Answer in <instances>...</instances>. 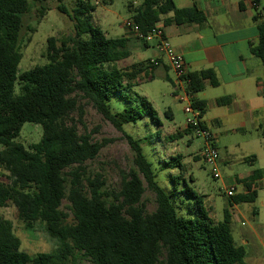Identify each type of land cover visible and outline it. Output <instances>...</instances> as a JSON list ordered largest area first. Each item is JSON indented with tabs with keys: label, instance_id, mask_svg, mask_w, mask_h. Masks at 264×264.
<instances>
[{
	"label": "trees",
	"instance_id": "1",
	"mask_svg": "<svg viewBox=\"0 0 264 264\" xmlns=\"http://www.w3.org/2000/svg\"><path fill=\"white\" fill-rule=\"evenodd\" d=\"M31 1L44 10L46 0ZM255 3L259 38L257 43H250V51L264 66V7L258 9L259 0ZM58 10L67 13L62 5ZM29 11V0H0V168L9 173V183L0 182V208L12 204L27 231L34 232L35 224L40 223L51 238L58 240V249L38 254L36 264H80L85 259L91 264H245V249L237 246L232 236L230 210H224L223 222L211 218L205 197L192 190L182 175V157L171 158L161 171L181 172L170 180L176 193L193 199L190 217L177 212L170 195L156 181L141 144L124 131L125 124H136L146 117L161 125L153 105L141 99L122 113L111 110L112 98L122 100L124 90L129 91L140 74L149 76L147 72L155 66L146 62L120 69L117 64L131 56L129 40L108 38L92 25L95 6L79 0L70 17L76 22L75 35L60 41L49 38L48 64L19 74L23 57L20 34L23 17ZM129 12L144 34L170 14L166 24L205 21L197 8L179 9L174 0H144L138 8L130 4ZM188 79V92L193 95L204 90L206 81L218 86L213 71L189 73ZM80 101L92 104L123 132L135 152V168L122 174L119 191L106 190L100 176L87 174L86 162L96 159L107 141L94 142L90 133L79 134L71 116L78 112L83 115ZM230 101L224 97L217 104ZM194 105L203 116L205 103L195 100ZM25 123L42 126L40 143L25 147L17 142ZM202 126L208 129L204 123ZM261 132L264 137V127ZM192 133L186 128L185 134ZM142 176L155 194L153 213L147 212L143 202L146 188ZM263 177L264 169H258L239 181L246 193L230 198V207L254 203L257 192L253 187ZM64 200L69 203L70 215L62 209ZM31 262L32 257L21 250L12 222L0 219V264Z\"/></svg>",
	"mask_w": 264,
	"mask_h": 264
},
{
	"label": "rangeland",
	"instance_id": "2",
	"mask_svg": "<svg viewBox=\"0 0 264 264\" xmlns=\"http://www.w3.org/2000/svg\"><path fill=\"white\" fill-rule=\"evenodd\" d=\"M79 0H46L42 7L35 5L29 0L30 11L23 17V28L20 34V49L23 54L18 67V73L22 74L37 66L48 64L47 48L48 39L57 38L59 41L75 35L76 22L73 17L74 9L78 6ZM95 6L92 12V25L100 24L103 31L109 32L110 38H122L124 36V24L131 20L129 5L133 4L138 8L142 0H87ZM264 7V0H262ZM65 7L67 13H62L58 7ZM42 11V14L40 13ZM153 48H144L135 53L128 60L117 64L120 69H129L134 62L148 59ZM172 76V73L169 72ZM138 82L130 87L129 91L124 90L125 97L119 100V96L112 98L111 110L119 114L129 106H135L141 99L148 100L157 111L162 125L152 122L150 117L138 121L136 124H125L124 131L139 141L143 153L152 163V170L156 181L170 195L173 203L176 204L177 212L185 217H190L189 203L193 199L185 193H176L172 177L180 175L179 170L161 171V167L171 158L181 156L183 163L182 175L188 186L201 196H206L205 206L210 216L219 222L224 220V210L231 209L232 199L226 196L228 188L235 185L234 179L247 174L249 171L264 169V137L262 132L256 129V125H207L208 130L215 138L218 150L219 179H214L211 168L204 162L201 151L204 147V139L194 133L185 134L186 116L184 113L185 104L179 102L175 96L174 88L161 79ZM18 94V87L16 89ZM181 94V92H179ZM83 115L72 114L77 123V130L80 135L90 133L94 142L107 141L106 146L101 150L96 159L85 164L87 174L91 177L100 176L105 182V189L108 191H119L121 189L122 174L128 173L135 168V152L124 133L118 131L106 121L87 101H80ZM172 112L173 118L167 114ZM82 117V123L79 119ZM71 126V122H67ZM264 126V125H262ZM43 138V128L40 125L25 123L17 142L25 147L40 143ZM254 159V161H252ZM9 173L0 168V182L9 183ZM146 193L143 196L148 213L156 210L155 194L151 192L144 179L141 177ZM184 186V183H182ZM180 186L183 189V186ZM243 188L237 186L235 195L243 193ZM69 203L64 200L62 209L70 215L67 209ZM237 214L233 215V224L255 229L260 241L264 239V183L258 190V198L254 204H239ZM253 211L258 215L254 216ZM0 219L9 220L13 224L16 236L21 240V250L28 253L33 262L38 254L52 253L58 249V240L51 238L45 227L37 223L34 232L25 229L24 224L17 218V210L9 204L0 208ZM258 240V241H259ZM164 259V255L161 260ZM80 264H91L83 260Z\"/></svg>",
	"mask_w": 264,
	"mask_h": 264
},
{
	"label": "crops",
	"instance_id": "3",
	"mask_svg": "<svg viewBox=\"0 0 264 264\" xmlns=\"http://www.w3.org/2000/svg\"><path fill=\"white\" fill-rule=\"evenodd\" d=\"M174 2L179 9L195 7L205 17L202 24H166L165 20L172 17L170 14L157 24L163 29L172 48L183 56L189 73L208 70L216 75L218 86L213 87L209 81H206L204 90L194 94L195 100L205 103L206 108L202 116L204 124L228 123L242 127L256 125V129L261 132V128L264 127L262 126L264 125V66L250 51V43H257L259 38L257 23L254 20L256 9L249 1L243 0H174ZM261 3L262 0H259L258 9L263 7ZM96 27L101 29L100 24ZM124 30L123 37L129 40L130 58L140 51L142 46L153 48L148 59L134 62L136 64L153 60L158 62L157 66L147 72L149 74L146 76L147 80L161 79L174 88V74L167 60L159 54L156 45H145L125 26ZM103 32L110 38L109 32ZM141 76H145V73L138 76L137 83L145 81ZM224 97H230V103L219 106L217 100ZM169 116L173 118L171 111ZM253 171L255 170L234 179V186L243 188L242 194L246 193V189L239 181L249 177ZM263 183L264 177L253 187L257 192V198L258 190ZM204 197L206 198L205 195ZM236 207V204L230 207L231 232L237 246L245 249V264H264V239L260 241L256 230L244 227V223L241 226L232 225V214L238 213ZM253 215L257 216V211H253Z\"/></svg>",
	"mask_w": 264,
	"mask_h": 264
},
{
	"label": "built area",
	"instance_id": "4",
	"mask_svg": "<svg viewBox=\"0 0 264 264\" xmlns=\"http://www.w3.org/2000/svg\"><path fill=\"white\" fill-rule=\"evenodd\" d=\"M249 1L251 6H256L255 0H243ZM124 26L126 29L141 43L147 45L155 44L159 54L164 57L170 69L174 74V94L178 97L179 102L184 103V113L186 116V128H191L194 134L204 139V147L201 151L202 158L207 166L211 168V174L214 179H219L220 174L218 170V150L215 144V138L208 129L203 128V119L201 110L195 107L194 95L188 92L190 80L188 79L189 72L187 70L184 58L178 54L167 41L164 31L158 25L155 26L153 31L149 33H142L138 27L128 20ZM151 65L157 66L158 62L153 60ZM181 92V94H179ZM236 187L232 186L227 189L226 196L232 198L235 196Z\"/></svg>",
	"mask_w": 264,
	"mask_h": 264
}]
</instances>
